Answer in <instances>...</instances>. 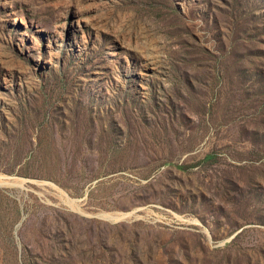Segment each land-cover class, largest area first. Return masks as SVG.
Instances as JSON below:
<instances>
[{
  "label": "rangeland",
  "instance_id": "rangeland-1",
  "mask_svg": "<svg viewBox=\"0 0 264 264\" xmlns=\"http://www.w3.org/2000/svg\"><path fill=\"white\" fill-rule=\"evenodd\" d=\"M9 182L0 264H264V0H0Z\"/></svg>",
  "mask_w": 264,
  "mask_h": 264
},
{
  "label": "water",
  "instance_id": "water-1",
  "mask_svg": "<svg viewBox=\"0 0 264 264\" xmlns=\"http://www.w3.org/2000/svg\"><path fill=\"white\" fill-rule=\"evenodd\" d=\"M5 179H7V178H5ZM3 186L15 187L16 184L13 183V182H10L9 184L8 183H5V185H2V186L0 185V187H3ZM97 217H99V218H101V219H103V220H105L107 222H115L116 223V222H120L121 220H123L126 217V215H121L120 216L121 217L120 219H116V218H104L102 214L98 215Z\"/></svg>",
  "mask_w": 264,
  "mask_h": 264
},
{
  "label": "bare ground",
  "instance_id": "bare-ground-1",
  "mask_svg": "<svg viewBox=\"0 0 264 264\" xmlns=\"http://www.w3.org/2000/svg\"><path fill=\"white\" fill-rule=\"evenodd\" d=\"M10 183V182H9ZM67 204H69L71 206V202L67 201ZM104 218H116V219H120L121 217L118 215H103Z\"/></svg>",
  "mask_w": 264,
  "mask_h": 264
},
{
  "label": "trees",
  "instance_id": "trees-1",
  "mask_svg": "<svg viewBox=\"0 0 264 264\" xmlns=\"http://www.w3.org/2000/svg\"><path fill=\"white\" fill-rule=\"evenodd\" d=\"M209 159H212V157H210V156L209 157H206V160H209Z\"/></svg>",
  "mask_w": 264,
  "mask_h": 264
}]
</instances>
